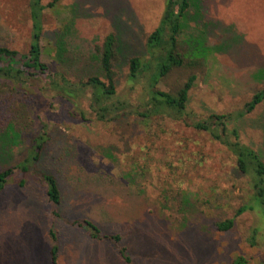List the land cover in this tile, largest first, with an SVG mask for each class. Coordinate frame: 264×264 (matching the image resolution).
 <instances>
[{"label":"rangeland","instance_id":"1","mask_svg":"<svg viewBox=\"0 0 264 264\" xmlns=\"http://www.w3.org/2000/svg\"><path fill=\"white\" fill-rule=\"evenodd\" d=\"M163 8L164 0H59L42 15V60L70 79L86 78L100 72L88 65L113 31L121 51L114 61L115 88L133 101L141 88L127 87V59L144 54ZM28 15V0H0V45L28 49ZM182 22L186 35L201 40L210 54L200 67L175 69L159 87L173 92L197 74L189 122L242 109L264 87V0H200ZM44 85L36 81L19 90L0 83V169L28 157L41 122L48 135L38 160H30L26 172L17 169L0 192V264H51L50 229L57 235L58 264H128L112 243L90 238L79 222L70 225L83 218L120 233L132 264H231L236 254L264 264V219L255 211L237 216L228 231L215 227L248 199L250 188L223 146L169 117L98 120L87 99L80 106L85 119L75 117L72 105L53 91H37ZM229 126L264 157V102ZM40 171L58 182L56 217ZM255 227L251 246L246 238Z\"/></svg>","mask_w":264,"mask_h":264},{"label":"trees","instance_id":"2","mask_svg":"<svg viewBox=\"0 0 264 264\" xmlns=\"http://www.w3.org/2000/svg\"><path fill=\"white\" fill-rule=\"evenodd\" d=\"M59 0H51L45 4L42 0H28V18L31 21L30 42L25 52H20L6 45H0V83L13 85L19 90L35 87L36 81L45 85L37 91L44 93L42 88L53 91L54 98L72 105L71 115L85 119L80 109L83 99L88 101L98 120L110 116L116 119L121 116L132 115L148 122L155 118L169 117L173 121L183 122L194 131L203 133L210 140L223 146L234 159V169L248 179L250 188L248 199L235 208L231 217L216 220L215 227L220 231H228L235 224V218L245 211H255L264 219V157L260 151L251 145L243 143L239 138L238 128L229 126V122L251 113L258 104L264 102V87L255 91L251 98L237 112L209 113L201 119L190 122L187 117L189 92L197 79L195 72L190 73L184 82L173 92L159 87L160 82L175 69L195 68L203 65L211 49L198 38L186 35L183 30V18L193 5L200 0H164V8L157 26L145 38L143 55H133L127 59L128 71L126 74L127 87L135 89L140 85L139 96L130 100L120 96L116 91V73L114 61L119 58L120 42L115 32L105 35L103 43L97 47L99 57L93 65L100 72L87 75L86 78L70 79L64 72L51 69L49 64L42 60L40 41L43 37L44 11L53 7ZM48 103V102H47ZM44 117V116H43ZM42 118L44 121L45 119ZM41 131L29 140L28 157L22 163L0 169V192L5 188L9 179L17 169H28L30 160H38L39 154L48 140L45 131V122H41ZM39 177L44 184L45 192L55 210L51 216H58L56 207L61 200L60 188L54 175L40 171ZM23 184L24 181H20ZM77 227L86 226L90 238L109 241L114 245L120 257L128 264H132V257L128 254L127 246L121 243L120 233L102 231L90 219L73 220ZM258 228H252L246 241L254 246L257 243ZM53 241L50 248V263L58 264L57 235L53 229L48 232ZM231 264H249L244 254L232 257Z\"/></svg>","mask_w":264,"mask_h":264}]
</instances>
